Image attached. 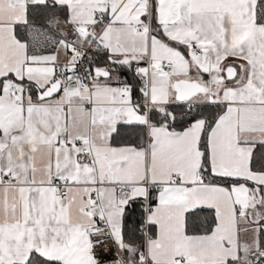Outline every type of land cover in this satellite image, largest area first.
I'll return each mask as SVG.
<instances>
[{
	"label": "snow or ice",
	"instance_id": "obj_1",
	"mask_svg": "<svg viewBox=\"0 0 264 264\" xmlns=\"http://www.w3.org/2000/svg\"><path fill=\"white\" fill-rule=\"evenodd\" d=\"M0 264H264V0H0Z\"/></svg>",
	"mask_w": 264,
	"mask_h": 264
}]
</instances>
